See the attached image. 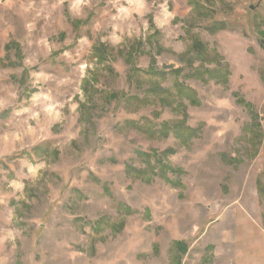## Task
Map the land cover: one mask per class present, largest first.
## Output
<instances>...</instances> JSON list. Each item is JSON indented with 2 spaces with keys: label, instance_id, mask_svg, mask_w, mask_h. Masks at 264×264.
Returning <instances> with one entry per match:
<instances>
[{
  "label": "rangeland",
  "instance_id": "obj_1",
  "mask_svg": "<svg viewBox=\"0 0 264 264\" xmlns=\"http://www.w3.org/2000/svg\"><path fill=\"white\" fill-rule=\"evenodd\" d=\"M261 189L264 0H0V264H264Z\"/></svg>",
  "mask_w": 264,
  "mask_h": 264
},
{
  "label": "water",
  "instance_id": "obj_2",
  "mask_svg": "<svg viewBox=\"0 0 264 264\" xmlns=\"http://www.w3.org/2000/svg\"><path fill=\"white\" fill-rule=\"evenodd\" d=\"M169 68L173 67V64L168 65Z\"/></svg>",
  "mask_w": 264,
  "mask_h": 264
},
{
  "label": "trees",
  "instance_id": "obj_3",
  "mask_svg": "<svg viewBox=\"0 0 264 264\" xmlns=\"http://www.w3.org/2000/svg\"><path fill=\"white\" fill-rule=\"evenodd\" d=\"M176 133L179 135V133H178V131L176 130ZM165 167V166H164ZM261 190H263V189H261ZM264 191V190H263Z\"/></svg>",
  "mask_w": 264,
  "mask_h": 264
}]
</instances>
